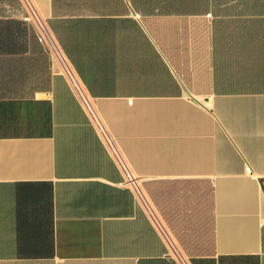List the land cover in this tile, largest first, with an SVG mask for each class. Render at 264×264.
I'll return each mask as SVG.
<instances>
[{"label":"crops","instance_id":"obj_1","mask_svg":"<svg viewBox=\"0 0 264 264\" xmlns=\"http://www.w3.org/2000/svg\"><path fill=\"white\" fill-rule=\"evenodd\" d=\"M0 264H264V0H0Z\"/></svg>","mask_w":264,"mask_h":264},{"label":"built area","instance_id":"obj_2","mask_svg":"<svg viewBox=\"0 0 264 264\" xmlns=\"http://www.w3.org/2000/svg\"><path fill=\"white\" fill-rule=\"evenodd\" d=\"M51 47L53 48V52H52V56H53V58H59V53H58V51L56 50V48L54 47V45L52 44L51 45ZM71 79H72V81L74 82V78L73 77H71ZM205 105L207 106V107H210L211 106V101L210 100H207L206 102H205ZM133 180L131 179V182H132Z\"/></svg>","mask_w":264,"mask_h":264},{"label":"rangeland","instance_id":"obj_3","mask_svg":"<svg viewBox=\"0 0 264 264\" xmlns=\"http://www.w3.org/2000/svg\"><path fill=\"white\" fill-rule=\"evenodd\" d=\"M51 52H53V48L50 46Z\"/></svg>","mask_w":264,"mask_h":264},{"label":"bare ground","instance_id":"obj_4","mask_svg":"<svg viewBox=\"0 0 264 264\" xmlns=\"http://www.w3.org/2000/svg\"><path fill=\"white\" fill-rule=\"evenodd\" d=\"M62 68V67H61ZM81 95V94H80ZM83 99V98H82ZM85 100V99H84Z\"/></svg>","mask_w":264,"mask_h":264}]
</instances>
